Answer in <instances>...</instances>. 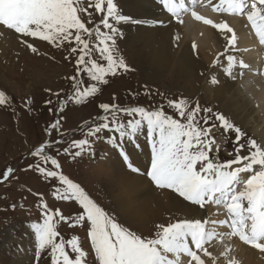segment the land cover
Instances as JSON below:
<instances>
[{"label": "snow or ice", "instance_id": "obj_1", "mask_svg": "<svg viewBox=\"0 0 264 264\" xmlns=\"http://www.w3.org/2000/svg\"><path fill=\"white\" fill-rule=\"evenodd\" d=\"M196 2L192 0L193 4ZM207 3L211 4L212 0H207ZM160 4L171 14L169 22L174 17L178 23H183L179 19V12L188 10L184 0H180L179 4L177 0H160ZM224 4L226 8L221 7ZM213 10L246 15L259 44L264 45V0H220L219 5L213 6ZM93 12L102 14L99 25H94ZM81 13L87 16V20L82 18ZM191 15L225 36V52L235 48L236 33L226 21L214 23L194 9ZM122 22L161 26L165 23L163 20L140 21L124 15L118 10L115 0H88L87 7L82 6V0H0V25L22 38H39L57 47L67 43L69 50L65 59L75 54L76 73L68 77L71 82L70 92L60 98L55 107H50V112L62 113L64 108L61 105L69 102H91L101 92V87L109 83L108 77L129 70L123 58L116 55V39L121 35L118 25ZM101 26L106 31H102ZM21 42L32 52L37 51L27 40L22 39ZM225 52L218 54L217 60L213 62L214 67ZM97 53L103 63L93 59ZM226 61L223 73L228 76H233L235 68H249L236 55L228 54ZM82 76H87L88 80ZM211 82L216 84L219 80L213 76ZM46 91L52 96H60V93H52L50 89ZM112 99L116 100L115 95ZM6 102L5 93L0 91V105ZM45 104L51 106L53 100L50 98ZM168 104L176 110L180 119L167 115L162 107L150 110L144 106L100 103L97 107L102 114L80 125L82 138H73L67 142L64 138L66 134L60 132V118L45 129L49 136L55 130L61 138L42 142L30 152L33 157L39 158L35 170L45 178L58 181L63 192L57 189L54 193L56 198L74 200L79 205V211L75 215L65 216L58 209L50 210L47 203L41 204L42 222L30 225L34 232L37 264L46 249H50L51 264H181V254L188 257L186 264H207L205 258L211 259V264H216L217 258L213 257L206 245L224 236L239 237L244 244L264 252V146L254 139L241 143L244 133L222 114L204 116L201 124L198 119L201 113L199 104L189 108L183 98L169 100ZM203 111L211 113V109ZM121 117H127V120ZM213 117L220 122L219 125L210 123ZM215 127L223 129L224 133H236V139L232 141L233 151L228 153L230 159L221 161L218 156L210 158L214 145L219 151L215 136L210 135ZM105 132L107 136L103 135ZM140 135L145 136L150 146L149 164L144 175L156 187L171 190L194 206L203 209L209 203L223 205L227 219L212 220L210 223L213 226H226L231 229L230 232L218 233L215 227L208 228L209 221L205 218L182 219L167 225H157L154 238H142L115 222L78 183L59 171L61 164L57 155L60 151L73 158L80 157L84 151L91 149L95 141L104 139L119 150L131 171L140 172L124 146L130 143L141 150L143 146L139 143ZM89 138L93 139L90 141ZM53 149L57 155L50 154ZM28 168H33V165L29 164ZM14 174L15 169L8 167L0 173V181L7 182ZM57 217L58 221L70 227L82 226L87 229L94 251L92 259L88 258L89 253L80 246L77 236L57 239L61 237L57 229ZM228 264H236V261L229 260Z\"/></svg>", "mask_w": 264, "mask_h": 264}, {"label": "rangeland", "instance_id": "obj_2", "mask_svg": "<svg viewBox=\"0 0 264 264\" xmlns=\"http://www.w3.org/2000/svg\"><path fill=\"white\" fill-rule=\"evenodd\" d=\"M85 1L88 3V0ZM81 16L85 19L83 13ZM92 18L95 25L96 22L100 23L102 14L94 15ZM101 30L106 31L103 28ZM7 31L8 34L10 33L8 41L10 45L6 51L0 49V91H3L7 97V102L0 105V173H3L6 168L12 167L15 169V174L7 182L0 181V264H37L35 247L32 243L24 240L28 239L27 234H30L31 239L33 237L29 231L32 224L30 222H42L41 204L47 203L50 210L58 209L65 216L75 215L79 211V205L74 200L56 198L54 193L57 189L63 192V187L59 185L58 181L45 178L36 171L34 166L39 158L30 155V152L42 142L61 138L55 130L52 131L51 136L45 131L57 118H60L61 122L60 132L66 134L64 138L70 142L73 138H82V132L79 130L80 125L102 114L97 107L100 103L144 106L150 110L162 107L167 115L180 119L176 110L169 106L168 101L183 98L189 108L199 104L201 113L198 119L201 120V124V118L204 116L214 113L222 114L239 127L243 133L246 131L241 137V143L254 139L262 145L260 138L256 134L254 135L248 126L246 127L240 120H236L234 116L226 114L214 94L209 93L208 89L210 87L215 88L216 85L211 82L212 77L216 76L215 73L209 75L206 72L196 70L197 72L195 71L191 78H186L178 69H174L172 73L167 72L163 77L155 78L152 69L136 65L132 61L131 55L135 51V47L121 35L116 39V55L123 58L129 70L118 72L114 77H108L109 83L101 87V92L97 93L91 102L82 104L69 102L61 105L64 108L62 113L50 112L49 108L55 107L59 99L66 97L70 92L71 82L68 77L76 73L75 54L70 59H65L69 50L67 43L57 47L39 38L27 39L28 43L36 47L37 51L34 53L27 45L17 47L19 44L17 38L19 37L14 31L8 29ZM84 38L87 39V36ZM93 59L103 63L98 53L93 56ZM82 78L88 80L87 76H82ZM188 80L190 82H185ZM197 81L199 82L197 83ZM188 83L199 87V90L191 92ZM136 85L139 86L135 87ZM139 88L144 93L149 94L138 93ZM48 89L52 93H60V96H52L46 91ZM113 95L116 97L115 101L112 99ZM50 98L53 100L51 106L45 104V101ZM204 109H211V113L204 112ZM121 119L126 121L127 117H121ZM210 123L219 125L220 122L213 117ZM103 135L107 136L108 133L105 132ZM210 135L215 136L216 144L219 145V151L215 145L213 146L210 158L218 156L221 161L230 159L228 153L233 151L232 141L236 139V133L232 131L224 133L223 129L215 127ZM89 139L91 141L93 138ZM218 139L220 140L218 141ZM139 140L142 141L146 153L144 159L147 160L148 156L150 158V147L146 143L144 135H140ZM128 146L130 145L128 144ZM107 153L120 155L119 150L101 139L95 141L91 149L84 151L80 157L73 158L71 155H64L62 151L57 155L55 149L50 154L57 155L61 164L59 171H62L73 182L78 183L85 193L104 209L115 222L141 235L142 238H154L157 225H167L170 222L184 219L175 211L168 213V215L165 214L164 217H159L154 224L129 223L128 219L123 218L121 212L115 210L111 203L112 199L109 194L111 188L109 186L112 185L108 184L110 179L108 172L113 168L110 161L111 157ZM29 164H32L33 168L29 169ZM48 167L51 168L52 166L49 164ZM127 170L137 174L129 168ZM244 175L246 176V174ZM152 186L159 190L153 183ZM168 191L177 196L173 191L167 190L166 192ZM179 199L183 201L182 198ZM183 203H186V209L190 211L192 204L186 201ZM13 204L16 205L15 208L12 207ZM220 209L225 208L222 206ZM56 219L58 221V217ZM26 223H30L26 226L27 233L25 230ZM57 229L61 233V237L57 238L58 240L77 236L80 246L89 253L88 258L94 257V251L91 249V242L85 227L73 228L63 221H58ZM17 242L29 243V245L25 246L19 243L18 245L21 246L22 250L14 256L13 253L18 248ZM210 251L215 257L217 256L215 251ZM30 252H34L32 256H29ZM255 255L249 264H264V258L260 257L261 254ZM40 257L38 264H51L50 249L41 253ZM228 259H230L229 256Z\"/></svg>", "mask_w": 264, "mask_h": 264}, {"label": "bare ground", "instance_id": "obj_3", "mask_svg": "<svg viewBox=\"0 0 264 264\" xmlns=\"http://www.w3.org/2000/svg\"><path fill=\"white\" fill-rule=\"evenodd\" d=\"M178 1L180 0H177V4ZM207 4H204L201 12L203 16L207 13L204 10ZM216 4L217 0H212L209 5ZM122 6L124 8L122 14L131 16L135 20L165 21L162 26L152 23L128 22H122L118 25L121 36L135 47L131 57L136 65L152 69L155 78L163 77L167 72L172 73L174 69H178L186 78H191L196 70L206 72L209 75L215 73L219 83H216L215 88L210 87L209 93L214 94L226 114L234 116L236 120L238 119L246 127L248 126L254 135L256 134L260 138L261 144L264 146V74L263 76L261 74L264 72V50L260 49L261 45L253 38L254 31L252 29L251 35L247 34L246 19L225 20L220 18L222 22L226 21L234 29L237 50L243 51L237 52L231 48L225 52L226 38L223 34L211 25H204L197 20L195 24L187 22L185 26L176 24L174 17L169 22L171 14L162 8L160 0H122ZM180 13L185 15L183 10ZM5 28V26L0 25V49L6 51L10 45L8 44L10 33H6ZM177 36L179 37L178 40L176 39ZM193 44L196 45L195 49H193ZM222 52H225L224 57H221L214 67V60H217L218 54ZM228 54L236 55L238 60L243 59L249 68L243 70L235 68L233 76L226 75L223 73V66L227 63L226 56ZM188 85L191 92L199 90V87L194 84L188 83ZM139 143L143 146L141 140ZM129 145L125 143L124 146L127 147L134 165L140 168V172L137 174L127 170V163L120 155L107 153L111 157L110 161L113 168L108 172L110 178L108 184L112 185L109 186L111 188L109 191L111 203L115 210L121 212L123 218L128 219L129 223L154 224L159 217H164L165 214L168 215V213L175 211L184 219H207L209 221L207 227L210 229L215 227V231L218 233L231 231L226 226L219 224L213 226L210 223L212 220L227 219L226 212L219 211V205L209 203L203 209L199 206L197 208L191 206L189 211L186 209V203L184 204L177 197L178 195H173L164 189H154L150 179L144 175L145 168L149 164V156L147 160L144 159L146 156L144 146L141 150H137L132 144ZM231 240L235 244L234 250L237 253L234 259L236 264H249L252 258H255V254L258 256L261 254L260 257L264 258V252L253 248L251 245L247 246L239 237L224 236L223 239L212 240L208 245L209 251L214 250L222 264H228L231 259H228V254L232 252V248L227 246V242L233 244ZM218 241L220 242L219 245L217 244ZM22 245L28 246L29 243ZM221 253H225V255H221ZM213 257L215 256L213 255ZM205 259L207 264H211V259ZM187 260V256L181 254V264H186ZM240 260L243 261L239 263Z\"/></svg>", "mask_w": 264, "mask_h": 264}]
</instances>
